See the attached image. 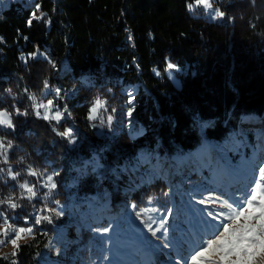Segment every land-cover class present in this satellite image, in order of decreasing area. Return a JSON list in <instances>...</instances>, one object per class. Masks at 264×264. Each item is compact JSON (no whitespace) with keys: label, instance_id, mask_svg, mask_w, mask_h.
<instances>
[{"label":"trees","instance_id":"16d2710c","mask_svg":"<svg viewBox=\"0 0 264 264\" xmlns=\"http://www.w3.org/2000/svg\"><path fill=\"white\" fill-rule=\"evenodd\" d=\"M195 2L32 0L26 5L12 2L0 12V111H8L13 124L0 129V138L14 148L9 163L15 171L32 163L37 170L55 173L51 207L105 194L91 165L84 174L77 171L93 150L104 151L110 165L131 161L138 153L147 159L153 153L177 155L194 151L205 139L226 140L240 124L247 127L264 118V0H216L224 13L219 22L194 10ZM38 52L45 57H34ZM64 59L70 70L61 85L68 88L73 79L87 86L65 98L62 106L70 119L54 125L35 115L32 99L41 98ZM168 62L188 65V73L177 74L180 88L167 75ZM135 85V129L128 132L119 123L128 122V92ZM97 98L105 100L118 125L117 132L102 138L87 119ZM71 121L79 129L74 147L57 134ZM137 129L141 134L133 138ZM2 168L0 161V200L11 199L18 207L0 204V212L19 226L33 225L34 236L18 248L15 259L2 258L0 264H37L58 221L46 212L47 203L20 194L13 180L1 175ZM168 197L170 201L167 184L155 177L134 190L130 200L138 209L153 208L164 215ZM86 201L82 204L90 205ZM44 212L51 216L39 217ZM107 221L109 217L98 220L99 228ZM92 237L87 230L78 234L81 252L95 243Z\"/></svg>","mask_w":264,"mask_h":264},{"label":"rangeland","instance_id":"374dc122","mask_svg":"<svg viewBox=\"0 0 264 264\" xmlns=\"http://www.w3.org/2000/svg\"><path fill=\"white\" fill-rule=\"evenodd\" d=\"M16 1L26 5L32 0H0V12L7 8L12 2ZM209 5L210 7H205L195 2L192 8L202 13V16L209 21L219 22L222 20L223 17L217 18L214 15L215 11L219 10L216 5V0H209ZM39 55L45 57V55L40 52L34 55V57ZM52 63L54 64L53 61ZM169 64L173 67L167 68V75L173 85L176 88H180L181 80L177 74L188 73V65L181 67L168 62V65ZM68 75L69 70L65 69L63 62L60 61L54 69L53 78L47 82V86L43 90L41 98L32 99L34 113L37 117L44 119L43 117L47 115L48 120L46 121L54 125L66 119H70L68 114L69 110H67L64 104L62 106V103L65 98H69L71 95L76 94L78 87L87 86V83L81 81L76 84L74 80L71 79L73 84L65 88L60 82L68 77ZM128 93H130V106L128 111L132 110L131 112H133L134 97L137 96L139 92L137 91L135 95H132L131 89ZM40 105H44V107H40ZM93 108L96 109L95 112L92 111ZM0 112H6L8 118L11 120L8 111L1 110ZM109 116L111 115L107 113V104L105 100L97 98L89 106L87 119L94 128L98 138L114 134L115 131L117 132L118 125L116 119L111 116L112 119L111 122H109ZM89 117H91V119H89ZM126 117H128L127 114ZM73 124V121H71V123L69 122V126L63 131H71L72 135L65 137L71 147L78 145L80 141L78 138L79 129L77 127L73 128ZM129 124H131L130 119L125 124L119 123L120 127L124 126L126 130H128ZM259 125L261 127L251 124L245 127L246 129L243 128L241 131L238 130L237 133L232 132L229 137V144L227 145L228 155L226 154V141H219L217 144L220 145L215 146L212 152L208 151L205 144L202 143L197 147L196 151H193V154L189 152L183 157H181L182 155L175 156V154H173V156H175V174L180 176V180L178 179L175 183L173 182L171 184L164 181L170 192L168 212L162 215V213L156 212L153 208L138 209L135 202L132 201L131 204L129 203L130 207H126L124 213L118 212L116 215H111L109 218L111 221L101 227L99 231L94 232V236L91 240L95 243H92L85 251L82 250L83 263L79 255L81 254L82 248V246H79V241H77L79 238L77 234L75 237L70 236L69 238L68 234L72 231L68 230L72 229L73 224L78 225L81 223H85L89 226L88 231L99 229V225L95 219L97 215H95L91 209L101 210L107 202H111V198L108 196L109 194L107 195L108 191L103 189L106 194L99 193L96 197L90 198V201H86L92 206L91 209L88 208L86 210L87 212H84V204L80 206L85 199L79 201V199L76 198L77 200L75 202L70 201L67 204L54 202V206L51 207L52 198L57 191V188H51V183H56L55 173L52 171L46 172L37 170L33 167L32 163L26 164V167L21 169V172L15 171L14 166L9 163L14 148L2 138H0V161L4 163V168L1 170V175L6 176L8 180H13L20 189V194H23L27 199H37L43 203H47L45 205L46 212H51L58 221V225H56L57 231L43 246L37 264H185V261L175 253H180V251L191 248L190 252L192 253L191 255H193L196 251L202 250V247L207 246V240L210 236V234L206 235L204 239L205 242L195 246L194 239L189 235V229L197 225L201 227L204 226L201 221L204 220L205 217L209 220L212 219L207 212H205L207 216H204L205 213L202 215L198 211L199 208H211L213 212L223 213L224 216H228L233 214L236 210V204L233 203L234 200L243 204V200H246V198L250 199L251 193L253 192L264 195V181L260 180L259 177V169L264 168V122ZM120 127L118 132L121 131ZM0 129L10 128L0 125ZM134 129L135 126L132 130ZM137 131H139V129H137L136 132ZM203 131L204 127L202 126L201 132ZM91 148L102 149L96 146H90L89 150ZM94 151L99 153L102 152L105 156V160L109 162L104 151ZM15 155L20 159L22 158L17 155V153H15ZM138 157L139 153L131 161L135 162ZM143 157H145L144 154ZM134 162L126 164L127 169H129L131 173L145 169L150 176L149 182L153 177H160L158 171L154 167L153 171H148L147 168L144 167L145 164ZM193 165L196 168L199 167L205 171L209 177L215 179V184L211 183V180L206 177L198 180L197 177L201 175V172L196 168H194L196 172H192L191 167ZM109 166L110 168L115 167V165L110 164ZM108 169L109 167L106 168V170ZM185 170L188 172L185 173ZM32 172H35L36 175H31L30 173ZM186 174H190V176L185 177ZM49 175L53 177L51 182L48 181ZM187 179L188 181H186ZM21 185L32 188L35 195L27 192L26 188H21ZM201 197L205 200V204L203 205L199 203V198ZM77 202L80 203L77 204ZM222 203L225 205L232 203L231 211H229L230 208L228 207L221 208L220 204ZM186 204L187 206H185ZM126 210L128 215L126 214ZM92 213V218L90 221H87V217ZM38 215L44 218L51 216L50 214H45V212L43 214L38 213ZM122 215H126L129 221L126 222L125 217ZM132 219L136 220V222ZM221 219H223V216ZM162 222L165 223V228L161 229L160 232L153 236L152 231H155ZM169 222L173 224L172 228H169ZM214 222L218 223L219 221L217 220ZM126 223H128V226L131 228L126 227ZM149 226H151V231L149 230ZM21 227L25 229L23 233L19 232V228ZM29 228H31L32 231H28ZM105 229H107V231H105ZM33 230V225L19 226L12 221L6 213L0 212V259H15L18 248L25 243H29L33 239ZM179 232L180 236L173 242ZM164 233H166V237ZM13 240H16L15 245L12 243ZM144 244H146L147 247H145ZM77 245V249H71L73 246ZM158 252H162V257L165 259L164 261H158V258L154 254ZM186 261L188 262L187 264H191V256H189Z\"/></svg>","mask_w":264,"mask_h":264},{"label":"snow or ice","instance_id":"6c2138e0","mask_svg":"<svg viewBox=\"0 0 264 264\" xmlns=\"http://www.w3.org/2000/svg\"><path fill=\"white\" fill-rule=\"evenodd\" d=\"M196 2L198 5L210 7L209 0H196ZM189 7L191 8V5ZM214 15L219 18L223 17L224 13L217 10ZM28 23L31 24V21H28ZM168 67L172 68L173 66L169 64ZM40 107H44V105H40ZM95 110V108L92 109L93 112ZM21 115H26V113H21ZM132 115L131 111L127 112L128 117H132ZM43 118L48 120L47 115ZM108 119L111 122L112 117L109 116ZM0 125L13 128L12 121L8 118L6 112H0ZM57 134L62 137L72 135L71 131L58 132ZM30 174L36 175L35 172ZM259 177L260 180L264 181V168L259 169ZM52 180L53 177L49 175L48 181L51 182ZM20 187L26 188L27 192L35 195L32 188L26 185H21ZM51 188H57V184L51 183ZM4 203H8V206L12 209L18 207L17 204L11 202V199L8 201L0 200V204ZM199 203L205 204L203 197L199 198ZM233 203L236 204V210L228 216H224L223 213L213 212L211 208L198 209L202 215L207 212L212 217L211 220L205 217L201 221L205 228L210 231V236L207 240V246L202 247V250H198L195 254L191 255V264H264V195L253 192L251 193V198H246L243 204L235 200ZM220 207L232 208V203L227 205L222 203ZM222 216L223 219H221ZM217 220L219 221L218 223L214 222ZM36 223L39 224L40 220H36ZM164 228L165 223L162 222L155 231H152V235L155 236ZM149 230L151 231V226H149ZM24 231L23 227L19 228L20 233ZM28 231H32V229L29 228ZM164 235L166 237V233ZM12 243L15 245L16 240H13ZM185 264H187L186 260Z\"/></svg>","mask_w":264,"mask_h":264},{"label":"bare ground","instance_id":"6f19581e","mask_svg":"<svg viewBox=\"0 0 264 264\" xmlns=\"http://www.w3.org/2000/svg\"><path fill=\"white\" fill-rule=\"evenodd\" d=\"M131 89H132V87L129 90L131 91ZM129 95H130V93H129ZM130 111H132V110H130ZM129 119H130L131 124H129L128 132H132V128L135 126V121H133V117H129ZM129 119H128V121H129ZM140 133H141V129L138 132L134 133L132 135V137L137 138L140 136ZM203 143L205 144V147L207 148V150L210 152H212L214 150L215 146L220 145V144H217L219 142L209 140V139H205ZM187 153H189V151H185V152L177 154L175 156L182 155L181 157H183L184 155H187ZM220 153H221V151H220ZM175 156L170 155L168 153H165L164 155H161V156H157L155 153H153L151 158L147 159V158L143 157V154L139 153V157L135 162L130 161V160H125V162L123 161V163H121L120 165H115L114 168H110L108 162L105 160L104 154L102 152L99 153V152H95L93 150L92 155H91V159L90 160L88 159L84 164H82L80 167H78V173L84 174L86 172L87 166L91 165L94 173L97 174L98 180L102 183L103 189L105 191L106 190L108 191L107 194H109V196L111 198V202L108 203V205H106V207H104L102 210H99L97 212V217L95 218L97 220V223H98V220H102L105 217L110 218L111 215H116V214H118V212L124 213L126 207L129 208V206H130L129 203H131V200H130L131 193L134 190H136L138 187H140L141 185L145 186V185L149 184V177L150 176L146 172L145 169L138 170L135 173H131V171L129 169H127L126 164H130V162H134V163H138V164L143 163V164H145L144 167H146L148 171H150V170L153 171V167H154L158 171L161 179L164 180L166 183L171 184L173 182L175 183V181L178 179L180 180V176L175 174ZM106 164H108V166ZM107 167H109L108 170H106ZM194 168H196V167L193 165L191 167V171L195 173L196 171ZM196 169H198L201 172V175L199 177H197L198 180L206 177L207 179L211 180V183L214 184V179L208 177L206 175V173L202 169H200L199 167ZM187 172L188 171L185 170V173H187ZM189 176H190V174H188V175L186 174L185 177H189ZM185 177H183V178H185ZM186 181H188V179ZM210 189H211V187H210ZM109 201H110V199H109ZM169 203H170V201H169ZM89 206L90 205H88L87 203H86V205L85 204L83 205L84 212H87L86 210L88 208H90ZM168 209H169V207H168ZM126 214H127V210H126ZM92 216H93V213L87 217V221L88 220L90 221ZM122 216L126 217V215H122ZM128 221H129V219L126 217V222H128ZM133 221L136 222V220H133ZM126 224H127L126 227H129L128 223H126ZM83 229L88 231L89 226L85 223H81L78 225L73 224L72 229L68 230V231H72L71 233L68 234L69 238H70V236L75 237L76 234L78 237V234L80 232H82ZM100 229L101 228L94 229L93 231H90V232H95V231H98ZM135 229H137V228H135ZM167 230L169 231L168 228H167ZM188 232H189V235L194 239L195 246L197 244L200 245L203 242H205L204 239H205L206 235L210 234V231L208 229H206L205 226L201 227L200 225H197L196 227L189 229ZM178 236H180V232L174 238L173 242H175V240H177ZM190 251H191V248H189L185 251H180V253L177 252L175 254L180 256V258H182L185 261V260H187V258L189 256H191L192 253ZM154 254L158 258V261H164L165 260L162 257V252H158V253H154ZM79 255L81 256V254H79ZM141 259H142V257H141Z\"/></svg>","mask_w":264,"mask_h":264},{"label":"water","instance_id":"95a60500","mask_svg":"<svg viewBox=\"0 0 264 264\" xmlns=\"http://www.w3.org/2000/svg\"><path fill=\"white\" fill-rule=\"evenodd\" d=\"M130 44L133 45L132 42H131ZM47 51H49V49H47ZM63 66H64L65 69L70 70L69 65H68V62H67L66 59L63 60ZM56 81H57V80H56ZM134 89H135V90H134ZM137 90H138V85L133 86V87H132V95H134V94L137 92ZM246 116H247V115H246ZM133 121H135V120H133Z\"/></svg>","mask_w":264,"mask_h":264},{"label":"built area","instance_id":"2783aa9c","mask_svg":"<svg viewBox=\"0 0 264 264\" xmlns=\"http://www.w3.org/2000/svg\"><path fill=\"white\" fill-rule=\"evenodd\" d=\"M106 165L108 166V164H106ZM244 202H245V200H243V203H244ZM185 206H187V204H186ZM229 211H231V208L229 209ZM229 211H228V212H229ZM204 216H207L206 213H205ZM188 220H192V219H188ZM140 227H142V226H140ZM172 227H173V224L169 222V228H172ZM129 228H131V227H129ZM144 246L147 247L146 244H144ZM187 263H188V262H187Z\"/></svg>","mask_w":264,"mask_h":264}]
</instances>
